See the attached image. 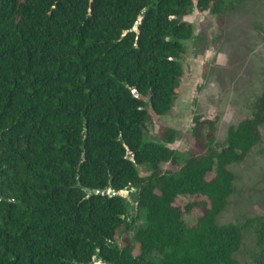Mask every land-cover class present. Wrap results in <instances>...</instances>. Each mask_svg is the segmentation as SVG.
<instances>
[{
    "label": "trees",
    "instance_id": "trees-1",
    "mask_svg": "<svg viewBox=\"0 0 264 264\" xmlns=\"http://www.w3.org/2000/svg\"><path fill=\"white\" fill-rule=\"evenodd\" d=\"M193 7L222 13L225 0H0V264H264V214L216 222L230 164L262 139L264 89L220 149L200 115L182 164L176 129L148 137L149 108L175 104ZM131 187L136 253L126 197L101 193ZM245 227L255 241L240 258Z\"/></svg>",
    "mask_w": 264,
    "mask_h": 264
},
{
    "label": "rangeland",
    "instance_id": "rangeland-1",
    "mask_svg": "<svg viewBox=\"0 0 264 264\" xmlns=\"http://www.w3.org/2000/svg\"><path fill=\"white\" fill-rule=\"evenodd\" d=\"M186 19L193 24V34L184 41V51L179 57L183 72L175 104L163 116L149 108L145 120L148 137L155 141H162L163 125L177 130L175 140L167 145L181 155V164L192 147L194 115L216 121L215 140L219 145L214 148L220 149L228 127L251 115L253 102L264 89V0H225L222 13L193 7ZM261 131V141L244 160L229 166L234 174V191L216 217L218 224L243 225L248 219L264 214V124ZM139 168L141 175L149 172L147 165ZM124 197L132 225L127 236L136 253L138 243L134 234L144 224V215L137 208L134 187ZM198 199L180 195L176 204L183 207ZM198 214V208L194 207L184 212V219L192 225ZM244 236L240 258L254 246L253 228L245 227ZM117 241L121 243V238Z\"/></svg>",
    "mask_w": 264,
    "mask_h": 264
},
{
    "label": "water",
    "instance_id": "water-1",
    "mask_svg": "<svg viewBox=\"0 0 264 264\" xmlns=\"http://www.w3.org/2000/svg\"><path fill=\"white\" fill-rule=\"evenodd\" d=\"M94 192L98 193L100 191L98 189H95ZM101 193L102 194H111V195L119 194V195L125 196L128 193V190L119 191L118 193H116L113 190H102Z\"/></svg>",
    "mask_w": 264,
    "mask_h": 264
}]
</instances>
